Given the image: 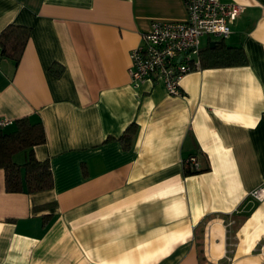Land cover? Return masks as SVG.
I'll return each instance as SVG.
<instances>
[{
    "label": "crops",
    "instance_id": "1",
    "mask_svg": "<svg viewBox=\"0 0 264 264\" xmlns=\"http://www.w3.org/2000/svg\"><path fill=\"white\" fill-rule=\"evenodd\" d=\"M219 1L243 7L224 42L247 63L195 70L174 96L133 87L129 52L151 21H185L183 0H0V33L30 28L19 63L0 59L3 130L40 122L33 154L53 176L7 193L0 170V264H264V200L249 197L264 182V0ZM193 155L209 168L185 176Z\"/></svg>",
    "mask_w": 264,
    "mask_h": 264
},
{
    "label": "built area",
    "instance_id": "2",
    "mask_svg": "<svg viewBox=\"0 0 264 264\" xmlns=\"http://www.w3.org/2000/svg\"><path fill=\"white\" fill-rule=\"evenodd\" d=\"M183 4L185 21H151L148 31L140 36V44L129 52L128 74L133 87L146 81L160 83L169 94L180 96L183 77L201 68V38L227 39L231 25L243 10L242 6L219 0H183ZM10 124L12 121L0 119V129ZM188 160L197 166L194 156ZM249 197L253 202L263 201L264 182L252 190Z\"/></svg>",
    "mask_w": 264,
    "mask_h": 264
},
{
    "label": "trees",
    "instance_id": "3",
    "mask_svg": "<svg viewBox=\"0 0 264 264\" xmlns=\"http://www.w3.org/2000/svg\"><path fill=\"white\" fill-rule=\"evenodd\" d=\"M29 36V27L7 25L0 33V59H9L17 65ZM199 60L201 68L243 66L247 63L243 49L227 46L224 40L216 42L213 48L200 50ZM49 71L58 75L62 67L53 63ZM13 124V131L5 132L0 129V170L4 173L5 192L33 194L50 190L53 186L50 164L48 160H37L33 154L34 147L45 143L42 124L32 123L28 117L19 118ZM137 129L133 123L124 131L121 139L125 147L130 146ZM21 152H25L27 156L25 161L19 164L14 157ZM196 162L197 166L188 159L183 161L185 176L196 175L209 168L206 159L202 167L197 158Z\"/></svg>",
    "mask_w": 264,
    "mask_h": 264
},
{
    "label": "water",
    "instance_id": "4",
    "mask_svg": "<svg viewBox=\"0 0 264 264\" xmlns=\"http://www.w3.org/2000/svg\"><path fill=\"white\" fill-rule=\"evenodd\" d=\"M210 48H213V46H214V43L212 42V43H210Z\"/></svg>",
    "mask_w": 264,
    "mask_h": 264
}]
</instances>
